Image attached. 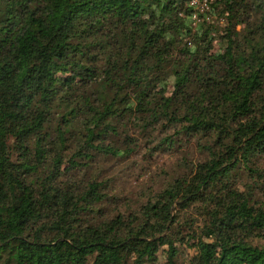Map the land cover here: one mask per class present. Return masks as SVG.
I'll return each instance as SVG.
<instances>
[{"label":"trees","instance_id":"trees-1","mask_svg":"<svg viewBox=\"0 0 264 264\" xmlns=\"http://www.w3.org/2000/svg\"><path fill=\"white\" fill-rule=\"evenodd\" d=\"M190 1L0 0V264H264V0ZM131 125L206 157L123 212L85 173Z\"/></svg>","mask_w":264,"mask_h":264},{"label":"rangeland","instance_id":"rangeland-1","mask_svg":"<svg viewBox=\"0 0 264 264\" xmlns=\"http://www.w3.org/2000/svg\"><path fill=\"white\" fill-rule=\"evenodd\" d=\"M211 2L208 1V8ZM252 19L256 20L258 16L253 15ZM194 21L201 24L203 19L197 17ZM208 22L213 23L212 26L218 31L217 34L212 35L214 41L211 52H214L220 47L218 40H221L224 25L222 20L216 18H209ZM187 42L192 43V40ZM128 129L127 139L121 138L109 142L111 146L126 149L124 155L105 157L100 154L95 157L85 173L87 178L106 181L107 193L116 195L117 208L123 212L134 211L151 191L161 190L176 179L192 177L195 165L206 157L205 150H202L204 139L201 137L187 139L174 132L169 135L175 138V145L168 147L162 142L163 139L168 138L166 135L155 133L151 137H143L136 126L131 125ZM255 165L260 174L258 172L257 175L250 177L240 172V179L237 182L239 188H248L254 204L264 208V157L257 159ZM182 252L177 264H187V258L192 256L191 249L188 251L184 249ZM159 258L161 264H166L163 257Z\"/></svg>","mask_w":264,"mask_h":264},{"label":"built area","instance_id":"built-area-1","mask_svg":"<svg viewBox=\"0 0 264 264\" xmlns=\"http://www.w3.org/2000/svg\"><path fill=\"white\" fill-rule=\"evenodd\" d=\"M208 1H212V0H191L190 1L189 5L194 8V13L192 15L193 20L197 19L199 13H203L208 9L207 7Z\"/></svg>","mask_w":264,"mask_h":264}]
</instances>
